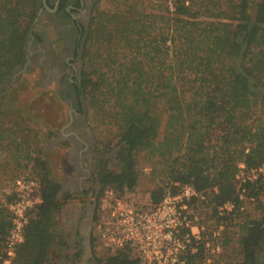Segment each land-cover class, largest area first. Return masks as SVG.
Instances as JSON below:
<instances>
[{"label":"trees","instance_id":"1","mask_svg":"<svg viewBox=\"0 0 264 264\" xmlns=\"http://www.w3.org/2000/svg\"><path fill=\"white\" fill-rule=\"evenodd\" d=\"M137 1L114 11L93 10L84 29L77 93L84 97L90 121L113 120L118 127L112 155L118 168L107 169L102 163L105 159L100 160L91 174L99 188L96 197L104 188L131 191L138 181L137 155L147 151L159 155L168 179L150 192L151 204L162 199L168 185L174 191L175 183L192 184L213 215L223 220L226 215H218V207L232 202L238 208L242 189L245 197L262 196L264 203V178L239 186L235 179L239 163L246 168L264 163V122L255 117L264 108V0L255 5L254 15L248 11V0L230 4L234 23L224 24L225 28L191 20L195 14L187 0H175L171 16L167 7L160 9L158 31L150 18L156 15L145 13ZM37 2L0 0V85L25 61ZM16 83L0 96V117L8 116L4 122L9 124L0 132V148L9 149L10 159L18 165L19 157L27 158L20 150V145L26 149L27 141L35 152H44L34 147L40 135L38 127L32 126L36 118L31 122L21 114V128L32 129L33 134L28 140L16 136L22 125L11 121L12 112L17 110V92L24 87L23 82ZM152 100H159L163 113L153 111ZM42 124L52 135L63 126L64 118L57 111ZM15 138L12 146L10 141ZM66 142L58 145L63 147ZM31 163L36 170L24 176L39 181L41 201L31 209L23 240L11 260L12 264H53L52 251L64 244L56 230L58 214L72 195L59 193L60 183L39 153ZM4 198L0 200V264L8 257L5 238L11 227L5 205L11 195ZM96 219L97 203L87 264H140L129 247L96 255L95 245L100 244L94 233ZM237 241L239 264H264V210L259 218L240 225ZM204 245L200 239L197 250L185 255V264H191Z\"/></svg>","mask_w":264,"mask_h":264},{"label":"rangeland","instance_id":"2","mask_svg":"<svg viewBox=\"0 0 264 264\" xmlns=\"http://www.w3.org/2000/svg\"><path fill=\"white\" fill-rule=\"evenodd\" d=\"M134 1L135 0H98L96 3H94L92 11H114L121 8H127V6L132 5ZM236 1L237 0H187L186 4L190 5L192 12L195 14V17L191 18V20L198 21L202 25L210 23L211 27L225 28L224 24L234 23V20L230 19V15H232L230 4ZM259 1L261 0H248V11L251 15H254L255 5ZM160 2L163 4L161 7L159 6ZM136 6L142 7L145 13H152L156 15L154 18H150L154 22V28L158 31L159 24L162 23V21L159 20L160 9L162 7H167L168 9L165 0H138ZM84 11L85 12L81 14L83 16L84 14H87L88 8ZM167 12L170 16L172 15L169 9ZM91 13L89 14V19ZM179 24H181V22ZM36 28L38 30L41 29V23H38ZM220 31H222V29H220ZM158 39L159 37L156 36L157 41ZM45 44L47 45V42L42 44L35 42L34 46L30 45L29 47V57L38 59L40 62H32L30 59V61H28L30 63L28 67L24 68L23 64L19 65V70L16 73L13 71V74L5 80L4 84L0 85V92L1 94H4L6 92L5 90H7L11 84L17 82L20 85V82H23L24 87H21V90L17 92L15 98L16 103L14 105L17 106V110L15 113L12 112L14 119H11V121L22 125H17L19 128H21L24 125L22 122L23 117L29 118L31 122L36 118V121L32 126L36 125V127H38L40 135L36 137L37 141L34 147H41L43 148L44 152V154H41L40 150L35 152V150L29 145L30 141H27L28 145L26 149L20 145V150L23 149L24 151L22 154H27V158L24 159L22 156L19 157L20 159L17 160L18 165L15 162L13 165L12 163H9L12 176L6 179L8 181L3 179L5 175L0 172V200L5 199V195L10 193V191L13 189L14 181L17 178L31 173L30 170L34 171L35 168L31 162L35 153H39V156L44 158L46 165L50 170V174L58 179L60 183L59 193H68L72 195L71 198L61 205L58 214L56 230L60 234L59 236L61 237V240L64 242V244H61L52 251L53 264H87L92 255V248L91 245L89 251H87L85 248L83 227L87 214V205L93 201L97 202L98 198L96 195H94V193L96 191L98 192L99 188L95 187L91 177L88 180H83L84 182L81 184V186H87L89 189H91V191H87V189L82 190V187H77L72 184L66 185L65 179L73 174L74 170L76 169V165L74 167L73 164L68 160V151L70 150L71 143L67 139H62L61 133L64 132L63 127L66 125V121L71 110H73L72 117L75 119H80V115L76 112L79 111L81 104H83L82 112H84L82 114H84L85 117L84 135L87 136L88 134L91 140H94L96 152L105 157L91 158V162L89 163L82 154L80 159L81 165L78 166L80 168L78 174L83 176L85 169L99 166L101 159H105V161H102L105 168L113 171L117 170L118 167L115 164V160L112 155L115 153L114 146L117 141L118 127L113 120L108 121V119L102 120L99 118L97 122L90 121L87 116L85 100L82 94L80 95L81 100H78L79 104L76 103V100L68 103L70 102V99H72L70 97V93H72L74 91V87H76L74 82L75 80L73 81V87L67 89L68 92L66 91L65 93H62V91L59 90V86H62L61 83L65 82L66 80L64 74L60 77H55V80L53 78H48V76H46L44 73H41V67H43L45 72H48V70L44 68L46 67V60H43L44 55L39 54L37 50L39 49L40 51L42 48L44 49ZM60 44L61 42L55 41L51 49L54 51V57H56V59L61 58L62 60L69 55H64L62 57V53H59ZM33 47L35 51L31 50ZM128 50L129 48L126 50L128 55L127 57H129ZM47 53L49 55V48ZM72 65L77 69V72L79 71L78 75L80 77L81 71L83 69L82 52H80L79 60L75 59L72 61ZM103 70H105V67H103ZM79 80L80 79L78 78V84ZM152 109L155 113H159L161 110L163 113L164 111V107L161 105V103H159V100H152ZM57 111H59L63 116L64 124L59 130H57V132H52V135H50L45 128V124H39L43 122V120L48 121L50 118H54ZM21 114L23 115L22 118H20ZM255 117H259V119L264 122L263 107H260V109L256 112ZM0 118L1 132L3 129L5 130V127H7L9 124L4 122L8 116ZM32 134V129L29 130V128H21L19 131H17L16 136L19 139L28 140ZM77 137L80 140L83 138L81 136ZM51 139L56 140L55 145L49 143V140ZM64 140L67 141L65 145L63 147L59 146L58 144ZM10 142L13 146V144L16 142V138ZM239 164L236 174L239 172ZM7 167L9 168V166ZM136 169L138 172V181L136 186L131 191L124 192L112 189L113 193L114 195L127 198L128 200L140 205H149L153 201L150 192L156 189L157 186L161 185L160 183L162 180H165V182L168 180L165 176L166 174L163 173L164 169H166V166L159 162V155L142 151L137 155ZM174 185H176V183ZM168 188L169 185L166 187V190H168ZM106 189L108 188L103 189L99 197L104 195ZM244 191L245 189H242L239 192V199L241 202L238 208H235L234 205L230 209H224L222 214H219L217 209L218 215H226L224 220L213 215V212L206 205V202L202 201L203 196L194 201L193 215L195 216V220L193 222L198 226L201 240L204 241L205 245L204 250L191 264L240 263L241 252L237 241L238 235L240 234V225L249 219L259 218L264 210L262 196L258 197L257 199L254 197H245L243 195ZM94 250L97 256L106 253L101 244L98 243H96ZM77 253H79V255ZM12 257L13 255L10 257L8 256L3 264H12Z\"/></svg>","mask_w":264,"mask_h":264},{"label":"built area","instance_id":"3","mask_svg":"<svg viewBox=\"0 0 264 264\" xmlns=\"http://www.w3.org/2000/svg\"><path fill=\"white\" fill-rule=\"evenodd\" d=\"M165 3L174 11L175 0ZM235 177L238 186L247 180L264 178V163L249 168L241 163ZM9 195L11 200L5 205L11 214V227L5 238V251L10 257L23 240V228L31 209L41 201L39 181L20 176ZM200 197L201 193L192 184L176 183V189H168L158 203L140 205L114 195L108 188L96 202L94 233L106 254L129 247L140 264H185V255L195 252L201 239L193 222V203ZM233 206L232 202H225L218 207V213Z\"/></svg>","mask_w":264,"mask_h":264},{"label":"flooded vegetation","instance_id":"4","mask_svg":"<svg viewBox=\"0 0 264 264\" xmlns=\"http://www.w3.org/2000/svg\"><path fill=\"white\" fill-rule=\"evenodd\" d=\"M97 1L98 0H38L36 13L31 23L28 39L25 45V51L27 54L25 56L26 60L23 63V67L25 68L29 66L30 63L28 61H30V59L32 62H40L38 59L29 57L30 45L34 46L35 42L38 44L47 42V45L45 44L47 47L44 46V49L42 48L40 51L39 49L37 50L39 54L44 55L43 60H46V67L44 68L48 70V72H45L43 67L40 66L41 73H44L48 78L53 79L64 74L66 80L61 83L62 86H59V90L62 91V93H65L67 89L73 87L74 82L75 85L79 87V73L72 65V61L75 59L79 60L80 48L82 47L84 40L85 24L87 23V19L89 22V14L92 11L94 3ZM87 8V14H84V16L81 15ZM38 23H41V29L39 30L36 28ZM55 41L61 42L59 53H62V57L64 55H69L67 56L68 58L66 57L61 60V58L56 59V57H54L55 54L51 47L54 45ZM48 48L49 55L47 53ZM31 50L35 51L34 47ZM44 74L42 75L45 76ZM77 91L76 87H74V91L70 93L72 99H70V102L68 103L76 100V103L79 104L78 100H81V94L78 95ZM82 110L83 104H81L79 111L76 112L80 115V119L72 117L73 110H71V114H69L66 121L64 132L61 133L62 139H67L71 143L70 150L68 151V160L74 167L76 165V173L74 170L73 174L65 179V183L66 185L72 184L77 187H82V190L87 189V191H91L87 186H81V184L84 182L83 180L90 179L91 174L96 170V167H89L88 169H85L83 176L79 175L80 168L78 166L81 165L80 159L82 154L89 163L91 162V158L105 157L96 152L94 140H91L88 134L87 136L84 135L85 118L82 116V113L84 112H82ZM77 136H81L84 139L82 138V140H80ZM97 193L98 192L96 191L94 195H97Z\"/></svg>","mask_w":264,"mask_h":264},{"label":"water","instance_id":"5","mask_svg":"<svg viewBox=\"0 0 264 264\" xmlns=\"http://www.w3.org/2000/svg\"><path fill=\"white\" fill-rule=\"evenodd\" d=\"M85 25H86L85 28H87L88 27V19H87V23ZM81 50H82V47H81ZM80 52H82V51H80ZM19 67L20 66H17L14 68L15 73L19 70ZM78 73H79V71H78ZM14 78H15V76H14ZM0 95H1V92H0ZM83 117H84V114H83ZM65 126L63 127V130H64ZM95 205H96L95 201H93L92 203H88L87 214L85 217V223H84V227H83L84 245H85V248L87 251H89V249H90L91 227H92V222H93V217H94Z\"/></svg>","mask_w":264,"mask_h":264},{"label":"crops","instance_id":"6","mask_svg":"<svg viewBox=\"0 0 264 264\" xmlns=\"http://www.w3.org/2000/svg\"><path fill=\"white\" fill-rule=\"evenodd\" d=\"M49 143L52 144V145H55L56 140L55 139H51V140H49ZM9 151L10 150L5 148V147L4 148H0V172H2L5 175V177H3L4 180H6V179H8V177L12 176L11 172H10L9 163H12V165H13L14 161H13V159H10L11 155H9V154H11V153H9ZM7 166H9V168ZM4 180H3V182H4ZM6 181H8V180H6ZM6 192H8V191H6Z\"/></svg>","mask_w":264,"mask_h":264}]
</instances>
